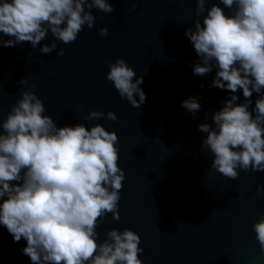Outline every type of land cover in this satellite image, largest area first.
Listing matches in <instances>:
<instances>
[{
    "label": "water",
    "instance_id": "obj_1",
    "mask_svg": "<svg viewBox=\"0 0 264 264\" xmlns=\"http://www.w3.org/2000/svg\"><path fill=\"white\" fill-rule=\"evenodd\" d=\"M109 2L114 11L93 9L94 26L85 25L74 42L57 41L63 56L57 50L43 54L30 42L0 46V121L31 89L57 126L100 123L116 131L118 165L125 172L119 219L107 213L98 218L96 231L100 240L112 228L137 232L143 264H264L252 231L264 213V194L256 192L257 184L264 185V171L238 169L235 179L215 169L206 174L211 154L202 148L206 134L198 125L211 124L231 93L210 87L215 69L206 76L193 74L198 57L185 29L197 19L196 0ZM214 2L219 0H206V7ZM101 27L108 28L106 36L99 34ZM53 39L49 32L41 45ZM117 57L143 77L146 101L139 108L122 99L106 78ZM236 94L243 103L242 90ZM194 95L202 96L195 118L181 106ZM258 97L253 93L251 107ZM90 110H111L117 120L89 121ZM25 244L23 238L14 242L0 226V264H31L19 251Z\"/></svg>",
    "mask_w": 264,
    "mask_h": 264
},
{
    "label": "clouds",
    "instance_id": "obj_2",
    "mask_svg": "<svg viewBox=\"0 0 264 264\" xmlns=\"http://www.w3.org/2000/svg\"><path fill=\"white\" fill-rule=\"evenodd\" d=\"M93 9L114 11L109 0H0V37H8L0 46L30 42L51 54L57 41L70 44L85 25L94 26ZM195 15L194 26L185 29L198 57L193 74L215 69L210 87L231 93L211 124L198 125L206 134L202 148L211 154L206 174L215 169L235 179L238 169L264 171V0H219L208 7L196 0ZM49 32L54 39L41 45ZM107 33V27L99 29L101 36ZM108 69L106 78L122 99L135 108L145 103L143 77L123 57ZM239 90L243 103H237ZM253 93L259 97L251 107ZM201 99L190 96L181 106L195 118ZM44 113L42 100L28 89L0 121V226L14 242L26 241L19 251L31 264H143L137 232L112 228L100 240L96 231L107 213L119 219L125 172L118 165L116 131L100 123L57 126ZM105 116L117 120L111 110H90L86 119ZM256 192L264 194V185L257 184ZM252 231L264 253V213Z\"/></svg>",
    "mask_w": 264,
    "mask_h": 264
}]
</instances>
